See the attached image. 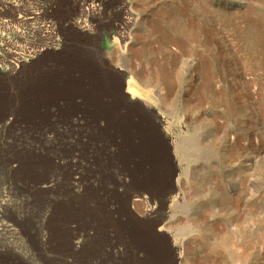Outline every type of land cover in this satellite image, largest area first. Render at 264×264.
Segmentation results:
<instances>
[{"label":"rangeland","instance_id":"rangeland-1","mask_svg":"<svg viewBox=\"0 0 264 264\" xmlns=\"http://www.w3.org/2000/svg\"><path fill=\"white\" fill-rule=\"evenodd\" d=\"M0 264H264V0H0Z\"/></svg>","mask_w":264,"mask_h":264},{"label":"bare ground","instance_id":"bare-ground-1","mask_svg":"<svg viewBox=\"0 0 264 264\" xmlns=\"http://www.w3.org/2000/svg\"><path fill=\"white\" fill-rule=\"evenodd\" d=\"M164 17V16H163ZM166 17V16H165ZM159 18V17H158ZM162 18V17H161ZM163 19V18H162ZM160 20L159 21V19H158V22H156L155 23V29L156 30H159V32H161L162 31V33H166V30H165V28L163 27L162 28V23L164 22L165 24H166V26L167 27H169V28H173L176 24H175V20H173L172 19V17H168V18H166L165 19V21H164V19L163 20ZM163 21V22H162ZM162 22V23H161ZM161 23V24H160ZM167 29V28H166ZM89 33V32H88ZM172 41H175V42H179L180 40H179V38H177V40H172ZM34 52H31V55L33 54ZM23 60V59H22ZM132 83V80H130V82H129V85H128V90H129V92L130 93H133L132 95L134 96V97H136L137 95H141V91H140V89L139 88H137L136 86H134L133 84H131Z\"/></svg>","mask_w":264,"mask_h":264}]
</instances>
